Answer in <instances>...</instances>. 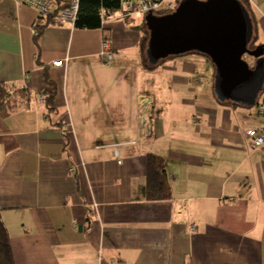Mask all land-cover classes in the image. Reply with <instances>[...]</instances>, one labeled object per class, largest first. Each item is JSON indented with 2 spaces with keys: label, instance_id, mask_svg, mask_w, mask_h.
<instances>
[{
  "label": "crops",
  "instance_id": "crops-1",
  "mask_svg": "<svg viewBox=\"0 0 264 264\" xmlns=\"http://www.w3.org/2000/svg\"><path fill=\"white\" fill-rule=\"evenodd\" d=\"M249 1L254 35L264 36V0ZM136 15L114 14L98 30L42 21L34 37L37 14L0 0V82L33 94L0 143L15 263L264 264V150L246 135L264 129L258 97L220 100L199 54L150 64ZM105 38L110 65L99 54ZM149 155L166 162L169 199L148 197Z\"/></svg>",
  "mask_w": 264,
  "mask_h": 264
},
{
  "label": "water",
  "instance_id": "water-1",
  "mask_svg": "<svg viewBox=\"0 0 264 264\" xmlns=\"http://www.w3.org/2000/svg\"><path fill=\"white\" fill-rule=\"evenodd\" d=\"M146 25L150 64L190 53L207 55L216 69L217 97L255 105L264 85V44L248 49L254 24L238 0H180L171 14H149ZM245 55L256 59L254 66Z\"/></svg>",
  "mask_w": 264,
  "mask_h": 264
},
{
  "label": "trees",
  "instance_id": "trees-1",
  "mask_svg": "<svg viewBox=\"0 0 264 264\" xmlns=\"http://www.w3.org/2000/svg\"><path fill=\"white\" fill-rule=\"evenodd\" d=\"M57 6L62 7L63 0H56ZM125 0H80V9L78 12L75 27L79 30H98L104 25L103 21L110 18L122 9V3ZM248 11L252 18L250 1L238 0ZM173 13V12H172ZM171 14V13H169ZM161 16V15H160ZM53 16L48 18L37 17L35 29L39 37V30L42 21L50 22ZM253 20V19H252ZM46 24V23H45ZM48 24V23H47ZM43 30V29H42ZM150 31L148 29L145 40L149 41ZM199 54V53H195ZM207 60L212 62L211 58L204 54ZM48 85L53 86L51 81L46 77ZM32 92L28 86L17 88L16 86L0 82V143L7 142L8 128L6 120L13 113L20 109L28 108L32 103ZM45 106L49 112L55 110V93L49 94L45 98ZM166 162L163 158L156 155H149L147 159V194L150 200H166L171 197L170 187L167 182ZM0 264H16L10 233L3 222L0 211Z\"/></svg>",
  "mask_w": 264,
  "mask_h": 264
},
{
  "label": "built area",
  "instance_id": "built-area-1",
  "mask_svg": "<svg viewBox=\"0 0 264 264\" xmlns=\"http://www.w3.org/2000/svg\"><path fill=\"white\" fill-rule=\"evenodd\" d=\"M16 8L26 7L33 10L37 17L48 18L54 17L58 22H71L75 23L77 20L78 12L80 9V0H63L62 7L55 6L51 0H12ZM180 0H125L122 3V12L125 16L134 13L153 14L154 16L161 17L174 12ZM161 15V16H160ZM107 20V19H106ZM105 21L103 23L105 24ZM32 34L37 36V30L32 29ZM100 56L105 65H110L115 60V47L112 39L105 38L101 44ZM66 60H59L54 63L55 67H61L65 64ZM40 103H44V98L40 97ZM144 100H142L143 102ZM146 108V107H144ZM258 116L264 118V100L257 105ZM140 119L142 120L143 128L150 131L151 128V112L146 110L141 113ZM246 135L254 141L256 148L264 150V129L250 128L247 130ZM195 231V225L192 226Z\"/></svg>",
  "mask_w": 264,
  "mask_h": 264
},
{
  "label": "rangeland",
  "instance_id": "rangeland-1",
  "mask_svg": "<svg viewBox=\"0 0 264 264\" xmlns=\"http://www.w3.org/2000/svg\"><path fill=\"white\" fill-rule=\"evenodd\" d=\"M203 1V0H202ZM121 15L122 14V12H117L115 15ZM137 15H136V20H137V23H140V24H146V22H147V16H148V14H145V13H136ZM252 41H253V46H260L261 45V43H264V36L263 35H261L260 34V36L259 35H257V33H255V35H253V39H252ZM252 44V43H251ZM250 44V45H251ZM147 60H148V58H147ZM248 60H251V57H248ZM211 68H212V70H213V73L214 72H216L215 70V67H214V65H213V63L211 62ZM213 87H215V80H214V82H213ZM215 92H216V90H215ZM258 99H259V101L260 102H262L263 100H264V91L263 92H261V94L260 95H258Z\"/></svg>",
  "mask_w": 264,
  "mask_h": 264
},
{
  "label": "flooded vegetation",
  "instance_id": "flooded-vegetation-1",
  "mask_svg": "<svg viewBox=\"0 0 264 264\" xmlns=\"http://www.w3.org/2000/svg\"><path fill=\"white\" fill-rule=\"evenodd\" d=\"M251 43H252V44H251ZM251 43H250L251 45L248 46V49L251 50V51H253V50H255V49L257 48V46H256V47L253 46V44H254L253 41H252ZM248 57H250V56L245 55L244 59H245L246 61H248V62L250 63L251 66H254V63H255L256 59L253 58V57H251V60H248ZM261 92H262V90H260V93H261ZM260 93H259V94H260Z\"/></svg>",
  "mask_w": 264,
  "mask_h": 264
}]
</instances>
